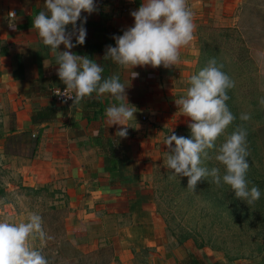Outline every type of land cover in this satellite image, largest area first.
I'll return each mask as SVG.
<instances>
[{"label":"crops","instance_id":"obj_1","mask_svg":"<svg viewBox=\"0 0 264 264\" xmlns=\"http://www.w3.org/2000/svg\"><path fill=\"white\" fill-rule=\"evenodd\" d=\"M94 2L97 11L81 14L87 16L86 41L112 40L115 46L112 37L122 35L134 25L130 12L138 9L142 0ZM44 3L45 0H0V165L3 163L4 168L16 172L27 186L65 198L67 211L60 237L74 251L93 252L107 240L116 242L118 251L115 261L109 264H133L137 255L147 249L156 252L151 264L180 263L184 258L180 249H169L166 235L155 229L151 181L155 166L163 153H167L166 137L172 131L179 136L190 122L175 100L186 95L190 77L203 69L202 41L214 29L237 30L250 58L264 65V0H187L195 31L193 40L180 49L175 67H136L133 71L139 76L131 80V69L111 61L114 65L103 75H119L129 104L137 109L136 119L128 122L127 138L118 142L115 132L119 126H111L105 115L107 107L118 103L111 95L97 97L94 93L91 99L73 107V102L63 104L53 99L52 90L66 86L57 75L56 55L33 28V19L44 10ZM10 12L15 16L9 17ZM10 23L15 27H10ZM108 28L113 32L106 31ZM68 30L71 31V26ZM63 50L61 45L59 51ZM72 51L88 57L83 45ZM101 58L102 54L93 56L98 63ZM101 65L106 68L105 64ZM35 81L39 84V94L27 95L30 83ZM46 107L55 109V117L33 124L31 113ZM10 113L15 115L17 132L41 131L31 159L3 153ZM107 139L113 141L117 150V170L113 172L104 169L109 152L102 149V144ZM53 203L57 209L64 208V202ZM48 209L39 212L42 225L45 217L53 218V214L46 213ZM0 215L10 223H20L27 222L30 213L15 211L10 201H4ZM43 230L45 238L50 234L58 237L55 228L43 226Z\"/></svg>","mask_w":264,"mask_h":264},{"label":"clouds","instance_id":"obj_2","mask_svg":"<svg viewBox=\"0 0 264 264\" xmlns=\"http://www.w3.org/2000/svg\"><path fill=\"white\" fill-rule=\"evenodd\" d=\"M95 11L94 0H45L44 10L33 19V28L42 43L56 55L57 75L66 86L63 91L58 90L57 96L64 98V103L71 100L73 107L91 99L94 93L97 97L109 94L118 102L105 110L109 124L119 126L115 132L118 142L127 138L128 122L136 119L137 109L129 104L126 87L119 75L105 77L101 63L72 51L86 41L87 16L81 14L91 15ZM130 15L134 25L122 35L112 37L115 46L105 47L103 60L131 69V80L139 76L133 71L136 67H175L179 63L180 49L193 40L195 31L187 0H142L140 7ZM14 16V12L9 13V17ZM10 27L14 28V23H10ZM61 45L63 51H59ZM221 69L222 66L218 67L215 59H211L206 67L190 77L186 95L175 100L179 111L190 121L187 123L190 138L172 131L165 139L168 153L165 163L173 177L187 178V189L193 193L198 182L211 177L212 183L230 186L236 199L250 205L260 199L261 192L257 186L248 187L246 158L249 152L244 128L234 131L216 149L215 160L224 167L223 175L218 167L209 170L202 166L209 158L208 150L216 148L217 139L235 119L226 103L230 99L228 90L235 84ZM259 103L264 106V98ZM250 118L246 113L240 116L243 121ZM37 235L46 237L42 217L38 214H30L27 222L0 221V264H48L41 251L30 245V239Z\"/></svg>","mask_w":264,"mask_h":264},{"label":"rangeland","instance_id":"obj_3","mask_svg":"<svg viewBox=\"0 0 264 264\" xmlns=\"http://www.w3.org/2000/svg\"><path fill=\"white\" fill-rule=\"evenodd\" d=\"M253 62L255 68L251 66L254 70L246 66L237 69L238 80L235 78L237 73L233 75L234 88L237 91L233 93L230 103L240 116L246 113L251 117L246 121L249 152L246 158L249 164L246 176L254 183L258 181L261 184L257 185L261 192L260 199L248 205L231 198L230 187H224L225 192L223 183L216 185L211 181L212 185H209L206 179L198 182L193 193L192 190L187 189L186 177L177 179L172 176L171 170L167 169L165 162L168 153H163L161 160L155 166L151 178L155 208L153 223L155 229L166 235L169 249H180L184 256L180 263L189 252L206 262L264 263V106L259 103L260 99L264 98V65L255 60ZM245 80H248V83ZM231 125L232 123L217 139L214 153L212 151L211 159L208 158L215 163L213 166L220 170H224V167L215 160L216 149L232 134ZM181 135L182 131L179 132V136ZM1 164L0 208L4 201H10L15 211L21 210L39 215V212H44V208L55 207L56 204L53 203L55 200L61 202L57 205H62V201L64 202L65 198L60 194L27 186V182L16 172L10 171L8 167L4 168L5 164ZM202 166L209 167L206 160ZM206 187L209 189H205ZM65 207L62 209L66 210ZM55 220L47 217L42 226L53 228L56 226ZM0 221H4L1 215ZM40 239L38 235L33 238L31 246L41 251L48 264H109L115 261L118 252L114 241L106 240L104 246H99L93 252L76 250L77 252L72 253L69 252L72 249L68 246L70 243L67 241L63 243L59 235L52 237L50 234L47 238ZM154 253L156 252L152 249L143 250L137 255L133 264H151Z\"/></svg>","mask_w":264,"mask_h":264},{"label":"trees","instance_id":"obj_4","mask_svg":"<svg viewBox=\"0 0 264 264\" xmlns=\"http://www.w3.org/2000/svg\"><path fill=\"white\" fill-rule=\"evenodd\" d=\"M113 32L111 28L106 29V31ZM201 50V65L206 67L208 65V62L211 59H215L217 66H222V71L226 73L232 81H234V76L240 68L243 67H248L251 68V70L255 68L253 60L249 56V50L248 47L245 45V42L243 38H241L239 32L237 30H232V29H214L210 31V33L207 35L205 38ZM112 40H106L101 43H97L94 41L88 42L85 41V44L83 45L86 54L88 55L89 58L93 59L94 54H102V58L100 59V63L105 64L106 68H104V73H107L109 70V67H112L114 64L110 60H103V56L105 54V49L107 45H113ZM241 50V51H240ZM254 66V68L252 66ZM231 67L236 68L232 72L233 69ZM245 74V72H244ZM241 75V74H240ZM239 74L237 73L235 78H237ZM239 78V77H238ZM237 78V80H238ZM248 83V80H245ZM251 81V80H250ZM248 86L246 85L245 88L248 91ZM34 89V90H33ZM237 91L234 87L228 90V95L230 99L226 102L227 106L229 107L230 111L234 115L235 119L232 122V125L230 127L231 133L236 131L239 128H244L246 131L247 129V122L243 121L240 119V113L236 112V109L232 106L230 101L232 100L233 93ZM44 93V91H42ZM251 92V91H250ZM32 93L39 94V84L38 82H31L30 87L27 90L26 94L30 95ZM45 94V93H44ZM55 117V109L53 107H46L42 109L35 110L31 113V121L33 124H38L41 121H50ZM8 129H9V134L6 136L3 142V153L5 155L9 156H18L22 158H27L31 159L34 157L38 143L40 141L41 137V131L38 130V132L34 133L32 130H27L23 132H17L16 127H15V115L13 113L9 114V123H8ZM182 135L185 137L190 138V129L185 128L182 129ZM102 149L104 151L109 152L107 156L104 159L105 166L104 169L105 171H116L117 170V163H118V156L116 155L115 150V145L112 140L107 139L105 144H102ZM215 149L208 150L209 157L213 151L214 153ZM211 159V157L209 158ZM206 159V162L208 164V169L211 170L214 166V162ZM225 170H220L221 175L224 174ZM246 179L248 181V187L249 189L252 186H260L259 182H253L251 178L246 176ZM208 181L209 185H212L211 181L212 178L208 177L206 179ZM223 189L229 188L230 186L223 184L222 185ZM205 189H209V187H206ZM226 192V189H224ZM55 194V193H54ZM225 194V193H224ZM231 198H236L235 193L232 191V195L230 196ZM64 198V197H63ZM63 202V201H62ZM67 206L66 201L64 200V207ZM66 210L64 209H57L56 207H49L48 210H46L47 214H53V218L56 220V226L53 227L56 230V235L61 236V230L64 229L63 225V216L64 213L67 211V207H65ZM64 210V213L62 212ZM62 212V213H60ZM65 217V216H64ZM45 217L44 219H46ZM49 219L51 216L48 217ZM44 224V220H43ZM65 240H63V243ZM67 243V242H66ZM69 244V243H68ZM70 246V245H69ZM71 247V246H70ZM72 253L77 252L76 250L74 251L73 248L70 249ZM69 251V252H70ZM180 264H224L219 261H214V262H206L202 258H199L197 255H195L192 252H189L184 259V261ZM264 264V263H263Z\"/></svg>","mask_w":264,"mask_h":264},{"label":"built area","instance_id":"obj_5","mask_svg":"<svg viewBox=\"0 0 264 264\" xmlns=\"http://www.w3.org/2000/svg\"><path fill=\"white\" fill-rule=\"evenodd\" d=\"M64 89H65V87H64V88H60V91H63ZM58 90H59V89H54V90H52V97H53V99H54L56 102H58V103H63V104H69V103H72L71 100H68L67 103H64V102H63V99H64V98H62V97H60V96H57V95H58Z\"/></svg>","mask_w":264,"mask_h":264}]
</instances>
